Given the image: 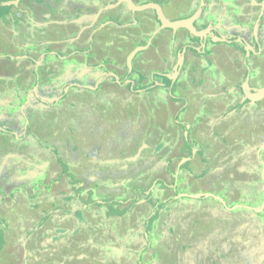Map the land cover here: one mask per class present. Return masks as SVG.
<instances>
[{
    "label": "flooded vegetation",
    "instance_id": "af4514ba",
    "mask_svg": "<svg viewBox=\"0 0 264 264\" xmlns=\"http://www.w3.org/2000/svg\"><path fill=\"white\" fill-rule=\"evenodd\" d=\"M180 1L58 0V3H61V8H64L62 19L58 18L60 25L55 24L59 28L56 29L48 21H41L40 16L36 18L38 25L34 23L31 28L33 44L29 51L24 50L22 57L24 68L33 67L36 69L37 77L45 74L50 77L51 82L56 83L57 78L54 77V74L57 73V70H63V74H66L65 69L69 70L74 65L72 73L76 75V78L72 83L60 89L59 100L62 104H57L45 115L58 117L69 115L71 112L77 113V104L79 103V108L84 106L86 108V113L81 111L80 114L84 116L87 126L90 127L94 123L95 127V123L101 125L98 115L99 105L102 104L101 80L105 76H110V84H107L109 88L123 87L128 92H135L138 90L140 78L144 76L143 71L135 67L137 54L131 58L129 66L126 64L128 55L135 47L124 56L125 70L115 73L109 69L108 64L123 49L122 45L130 47L135 43V39L148 38L150 32L159 31V34L162 31L166 32L161 37V43H158L166 51V54L161 58L157 56L156 60L159 66H163L167 73L169 72V76L164 72H158L157 75L172 84L178 82L177 95L174 96L170 92H166L165 100L171 101L173 98H177L178 103L189 102L195 94V90L192 87H187V84L193 76V71L202 68V66H206L204 68H208L207 70L210 72L212 70L210 68H216L223 60L221 64L224 63V66H228L226 71H229L234 64H239L242 76L239 78L238 84L231 85L233 89H237L239 86L237 91H240L233 97V99H237L234 106L239 104L244 109L245 107L249 110L250 108L255 109V114H258L257 119L249 116L250 118L241 121L242 124L234 121L237 125L232 123L234 125L232 130L237 135L232 140L227 138V143L220 146L213 143L211 146L202 147L200 149L202 153L199 155L195 154L194 147L188 148L190 144L186 141L189 134L190 137L193 136L192 132L195 127L187 133L182 132L180 144L184 145L183 149L188 148L191 154L181 156L180 160L187 159L186 163L193 157L198 159L193 161L194 163L199 161L193 170L192 178L195 184L192 182L191 185L187 184L182 188L197 189L193 193H196L197 198H188L190 201L194 200L187 202L191 208L187 209V222L181 224L179 210L182 205L175 206L174 211L167 210L165 206L171 200L168 199V194L166 192H161L157 196L155 194L156 198L149 213L152 216L151 226L148 231L143 233L142 237L143 247L151 250V248L160 246L164 254L168 255L169 247L173 245V241L184 247L203 237L211 247L214 264H220L222 260L224 264H264V257L261 256L252 255L250 260H246L249 244L254 249L264 245L261 243L264 241V0H189L186 4L180 3ZM128 2L135 6L148 4L158 6L165 19L171 22L191 19L197 14L190 24L194 32L183 27L174 30L162 27L154 8L133 11L129 8ZM88 6L100 7L95 17L99 16L98 19L102 20L95 27L94 34L87 37L84 34L88 28L81 27L77 23L72 24V20L78 15H81L82 19V15L84 16L82 8ZM75 8H79L77 13L74 11ZM170 8L179 9H176V14L172 15L168 12ZM110 9H113V12L109 16ZM23 13L25 14L26 11L23 10ZM167 13H170V17ZM39 14L41 15L40 10ZM121 16L124 17L125 27H121V21H119ZM37 28H42L44 31ZM135 28L140 29L139 37H136ZM35 30L38 31L35 32ZM29 34L24 40L25 44H28ZM146 44L143 46H147ZM101 45L107 47H101ZM154 50L158 53L156 47ZM120 53L124 54L123 51ZM35 55L38 57L37 60L34 59ZM29 59H34V64L30 63ZM43 65H46L45 69H38ZM50 74L52 75L50 76ZM37 81L42 82L39 79ZM46 84L50 85L49 82ZM68 87L76 89L71 96L62 97ZM124 98L130 102L128 106L130 116L145 112L141 105L135 104L133 98ZM147 99L146 102L152 103L150 95L147 96ZM58 106L60 111H57ZM108 110H110L111 116H118V109L110 108ZM219 110L220 108L202 112L198 117L195 116V122L215 123L216 120L210 121L211 118L207 115L217 116ZM246 112L249 113V111ZM32 116H38V112H33ZM109 123L110 121L107 124ZM184 124L186 128V123ZM222 125L224 122H220L218 125L219 130H222ZM189 126L191 127L190 124ZM226 128L224 127L223 130ZM226 130L227 136H229L230 132L228 129ZM244 130L249 131L247 136L256 135L254 141L257 147L247 145L250 140L248 137H242ZM211 131L213 136L211 139L221 138L215 128ZM63 140L61 139V141ZM195 141L199 145L196 139ZM60 147L63 148L61 145ZM203 155L210 160L211 164L208 166H205L203 162ZM206 167H211V170L205 175L203 168ZM155 213L164 217L159 226L158 218H153L157 216ZM176 224L178 228L175 236L172 237L164 228L173 227ZM181 251H183L182 248ZM215 252L217 253L215 254ZM200 262L196 264H204Z\"/></svg>",
    "mask_w": 264,
    "mask_h": 264
},
{
    "label": "rangeland",
    "instance_id": "374dc122",
    "mask_svg": "<svg viewBox=\"0 0 264 264\" xmlns=\"http://www.w3.org/2000/svg\"><path fill=\"white\" fill-rule=\"evenodd\" d=\"M3 1L0 0V2ZM25 2V6L33 13H29L30 15H28L27 12L26 16L30 29L34 23L38 25L36 18L39 16L41 21H48L56 29L59 28L56 25H60L58 18L62 19V10L64 8H61V3H58V0H38L37 2L36 0H26ZM188 2L189 0L180 1V3L185 4ZM36 8L40 10L41 15ZM179 8L182 9V7ZM179 8H170L168 12L172 15L176 14V9ZM99 9L100 7L97 6L82 8L84 16L82 15V19L80 18L81 15L76 16L72 20V24L77 23L81 27H87L88 30L85 32V36L93 35L96 30L95 27L102 20L98 19L99 16L95 17ZM74 11L77 13L79 8H75ZM112 12L113 9H110L108 15H112ZM170 13H167L169 17ZM0 14L4 17L9 16L12 14V10L0 8ZM108 15L106 16L108 17ZM123 18L121 16L119 19L121 27H125ZM37 29L44 31L42 28ZM30 31L31 34H29L30 36L27 40L28 44L25 47L27 48L26 51H29L33 44V31ZM134 32L136 33V37L141 35L140 30L137 28H135ZM137 40L141 41L140 38H137ZM16 41L9 40L0 35V71H2L0 72V208L6 207L10 202V200H5L4 203L3 198L9 197L11 199L17 196L18 200L23 203L20 206L32 212L36 211L37 218L40 216L41 219L37 220L41 222L39 223V226H41L39 230L41 242L47 243L48 241H52L56 245L63 244V241H70L69 238L64 237L66 236L65 234L63 235L65 227H70L71 230L81 232L82 222L87 219V223L90 226V236L86 237L84 235L86 238L84 242L83 238H80L78 241V237L74 234L77 232L68 233V235L73 243V255L78 256V252H82L84 253V257H80V259L89 260L88 263L91 264H99L100 262V264H196L201 260L200 263L214 264L211 247H209L203 237L184 247H181L180 243L173 241V245L169 247L168 255L164 254L160 246L151 248V250L143 247L144 240L142 238L143 233L150 228L148 224L145 225V221L150 213V207L153 206V201L156 198L155 194L157 196L162 191L168 194V199H171L169 204L165 206V209L174 211L175 206L182 205L179 210V215L182 219L181 224L187 222V209L191 208L187 204L190 201L188 198H197L196 193L193 194L197 189L192 187L183 189L182 187L186 186L187 180L191 182L194 180L192 178L193 170L199 161L194 163L198 159L192 157L188 163H180V158L185 155L189 156L191 154L189 150L191 147H194L195 154L199 155L202 153L200 149L208 145L206 143L196 144L195 139L198 141L199 137H196L193 132V136L190 137L189 134L186 139L188 144H190L188 146L189 149H179L177 143L182 142V132L184 129L183 127L178 128L179 125L173 123V126L176 128L173 127V135L170 136V139L168 138V142L172 140L168 144V148H162L163 146L159 144L161 142L157 139L158 137L152 136V140L149 138L146 140L142 139L143 141L138 139L135 147L130 149L126 145L129 143L126 142V137L120 136V133H118V131H123L119 128L121 121L118 120L115 124L111 122L112 118L111 114H109L110 110L108 109H110V106L108 104L99 105L105 108L107 112L103 113L104 122L101 120V125L95 123L94 127L93 123L88 127V133L92 135V139L89 138V141L86 140L84 134L78 138L73 137L70 140L67 137L68 132L74 135L77 129L84 127L83 123L86 125L85 120L82 118L84 116L80 114L82 110L79 108V103L77 104L79 114H77L78 112L66 114L65 116L73 117L69 121L67 119H60L62 125L57 126L60 129V136L58 137L59 139L55 138L52 135V132L55 131L53 126H49L46 123L38 127L40 123L38 117H33L32 113H46L53 110L58 103L62 104L59 100L61 97L59 94L60 89H62L61 85L65 84L66 86L72 83L76 75L72 73L70 77H67L66 74H63V70H57V73L54 74V77L57 78L56 83L51 82L49 78V83L52 87L49 90L52 93L50 97H47L44 94V90H48L44 88L46 85L48 86L47 82L44 81V79L48 78L47 75L42 74L40 77H37L36 69L30 66L22 69L19 74L11 70L12 66L10 62L12 54L15 53L8 54V49L18 51ZM101 47L107 46L101 45ZM121 47L123 49L108 64L109 69L115 73H120V70L126 69L124 56L129 52L131 46L122 45ZM122 51L124 52L123 55L120 53ZM34 59H38L37 55L34 56ZM34 59H29L30 63L34 64ZM126 64L129 66L128 62ZM160 67H162L163 71L165 70L163 66ZM45 68L46 65H43L38 69ZM13 75L14 77H12ZM12 79L14 80L12 81ZM38 79L42 80V82L37 81ZM110 80V76H105L101 80V96L104 95V90L106 92L107 89H112L107 85L110 84ZM157 83V86L160 87V83L164 82L158 80ZM177 87L178 84L173 86L175 93L172 95L174 96L177 95ZM74 91V87H68L62 97L71 96ZM45 97L50 101H46ZM173 99L171 100L172 103L178 104V99ZM26 101H28L25 108L28 119L21 117L20 113L18 114L20 106ZM57 111H60L59 106ZM175 111L169 112V118H173ZM26 120L28 121L27 123H25ZM108 121H110L109 124H107ZM23 125L28 130L25 136H21ZM122 125H124V122H122ZM73 127L76 129L72 130ZM30 128H33V130H30ZM248 132L244 130L242 137H248L250 140L248 144L252 145V147H257L254 141L256 135L247 136ZM114 138L120 139L123 142L121 143V147H124L126 150L115 151L112 148L106 149L109 143H117L114 142ZM61 139L64 140L61 141ZM88 143L90 145L92 143L98 144L94 145L97 149H100L101 146L105 149L96 151L91 149L89 145L87 147ZM142 144L147 147H142ZM138 149H141L138 160L122 162L125 158L132 157ZM202 157H204L203 162L205 166L211 164L205 155ZM199 160L202 161L200 158ZM125 164L127 165L126 168L122 166ZM120 166L122 167L119 168ZM203 170L206 175L211 170V167L203 168ZM196 173L195 171V175ZM188 185L191 184L188 183ZM131 192L138 196L132 197ZM174 196L176 197L173 199L172 197ZM17 198L11 199V203L15 204ZM193 200L190 202H193ZM156 215L157 213H155ZM153 218H158V226L161 223V219H164L160 214ZM25 226L23 227V232L21 231V236L18 237L19 239L24 238V241L29 238ZM54 227L57 229V234L52 230ZM177 228L176 224L173 227L167 226L164 230H167L170 236L173 237L176 234ZM30 233L32 236V231ZM59 233L62 235H58ZM128 234L130 235L129 237H127ZM261 243L264 244V241ZM248 246L246 260H250L252 255L264 257V245L255 249L251 244ZM42 247L40 248L42 255L46 254V252L52 253L55 248ZM181 248L183 251H181ZM54 257H56L55 254L53 259ZM5 263V261L1 262V264ZM220 264H224V261H220Z\"/></svg>",
    "mask_w": 264,
    "mask_h": 264
},
{
    "label": "crops",
    "instance_id": "0c3cea01",
    "mask_svg": "<svg viewBox=\"0 0 264 264\" xmlns=\"http://www.w3.org/2000/svg\"><path fill=\"white\" fill-rule=\"evenodd\" d=\"M13 1H16V3L14 5L10 4ZM25 1L26 0H4L3 2H0L1 9L3 8V9L12 10V14L9 16L4 17L1 16L0 14V35L12 41L17 40L16 44L19 50L16 51V50L8 49V54H12V53L16 54V55L12 54L13 56L11 58L10 65L12 66L11 70L15 71V73L18 74L19 72L22 71V69H24V63L22 61V57L24 54L23 53L24 50L27 49L25 48L27 44L24 43V40L26 39L27 35L31 32L30 31L31 29L28 27L29 22H27L28 19L26 18V16L28 10L30 13L32 12L27 7H24L26 4ZM23 10L26 11L25 14L23 13ZM28 15L30 14L28 13ZM163 33L166 32L162 31L160 32V34L159 31L150 32L148 38H143L141 39V41L135 39L134 40L135 43L131 45L130 49L134 47L135 48L145 47L140 52H137L136 53L137 55L135 54L137 56L135 67L138 70H142L144 75L143 78H140L139 80L140 84L137 87V89L138 90L140 89V91L136 90L135 92H128V90H126L123 87L119 88L115 86L112 89H107L106 92L104 90L103 91L104 95L101 96L102 104H108L110 108H115L119 110L118 116L113 115L111 116L112 119L111 118L110 119L113 122V124L117 123L118 120L121 121L120 127L117 125L115 126L123 130L122 132L118 131V133H120V136L126 137V142H129L126 145L130 149H133L135 147L138 139H141V141H143L142 139L146 140L147 138L152 140V136L158 137L157 139H159V141L161 142L159 144L163 146L162 148H168L169 146L168 144L172 142V140L168 142V138L170 139L171 138L170 136L173 135L172 130H174L173 127H175L173 126V123L178 124L179 125L178 128L183 127L184 129L183 131L186 133L191 128L195 127V130L193 132L196 135V137L197 136L199 137L200 139V140L198 139L199 144L206 143L208 146H211L213 145V143H215L220 146L224 143H227L226 140L227 138H231L232 140L237 135L236 132L232 130L234 127L233 124H235L234 121L238 122V124H242L241 121H245L246 119L250 118L249 116H253V118L257 119L258 114H255V109L250 108L249 110L246 107L244 109L239 104L234 106V102H236L237 99L236 98L233 99V97L236 94H239L240 91L239 92L237 91V89L239 90L238 88L239 86L237 87V89H233L231 88V85L233 83L238 84V80L242 76V70H240L239 64H234L233 68H230L229 71H226V68L228 66L227 67L224 66V63L223 65L221 64L223 60L220 62L218 66H216V68H210L212 69L210 72H208L207 70L208 68H204L206 66H202V68L193 71L194 72L193 76H191V80L188 82L187 87H192L195 90V94L192 96L189 102H186V104L183 103L174 104L169 100H165L166 92H170L171 94L175 93L173 86L178 84V82L176 81L175 83L172 84L167 79L165 78L161 79V77L157 75L158 72L167 73V70L165 69L163 71V69L159 66V63L156 60L157 56L161 58L164 57L165 55V51L163 50V47L159 46V44L161 43L160 41H161V37L163 36ZM153 36H155V38H153ZM145 44L147 46H143ZM154 47L157 48L158 53L154 50ZM69 70L65 69V72H67L66 73L67 77H70V75L74 71V65ZM167 76H169V72L167 73ZM12 77H14V75ZM49 78L44 79V81L49 82ZM13 80L14 79H12V81ZM158 80L164 82V83H160V87L157 86ZM1 84L3 83L1 82ZM64 86L65 84L61 85V88H63ZM50 87H51L50 85L48 86L46 85L44 87L45 89H48V90H44V94H46L47 97H50L52 93V91L49 90ZM149 95L151 96L152 103L146 102L148 100L147 96ZM124 97L133 98L135 104L137 106L141 105L145 109V112H141L140 115L135 114L134 116H130V113L128 112V106L130 105V102L127 100V98L125 99ZM45 100L50 101L46 97ZM27 104L28 101H26L23 105L20 106V112L18 110V114L20 113L21 117H24L26 119H28V117H26V110H25ZM219 108L220 110L218 111L219 114L217 116H213L211 114L207 115L209 118H211L210 121H213V119H215L216 120L215 123L213 122L211 124L210 123L201 124V122L199 123L195 122L196 121L195 116L198 117L199 115H201L202 112L205 113L208 112L210 109L216 110ZM80 109L86 113L85 106ZM99 109L100 110L98 115L102 120V122H104V118L102 116L104 112H107V110L100 106ZM175 109L178 112H176ZM245 110L249 111V113H247ZM171 111H175L174 115L176 117L173 115L174 120L173 118H169V112ZM179 111L181 112L180 114ZM43 113L42 114L38 113L37 117L40 122L38 127H41V125L43 126L46 123L49 126L52 125L53 128L55 129V131L52 132V135L55 138H58L60 136L59 133L60 129L57 128L58 125H62V121L60 119H67L69 121L73 118L69 116L54 117L52 115L51 116L45 115V113L44 114ZM82 118L85 120L84 117ZM27 122L28 121L26 120L25 123ZM122 122H124V125H122ZM220 122L221 123L224 122V125L221 126L222 130L218 129L219 128L218 125L220 124ZM184 123H186V128L184 127L185 125ZM85 124L86 125H84V123L82 124L84 126L82 129L81 128L77 129L78 133L77 131H75L77 134L75 133L73 135L72 133L68 132L67 133V137L69 138L68 140L73 139V137L78 138L82 136V134H84L86 140H88L89 138L92 139V135L88 133L89 129L87 123ZM189 124L191 125V127L189 126ZM24 125L21 128V133H22L21 136H25L26 132L28 131L26 130L27 128H25ZM224 127H227L226 129L229 130L230 132L229 136H227L228 133L227 130L226 129L223 130ZM214 128L220 134L221 136L220 139H214V140L211 139L213 137L211 130ZM74 129L76 128L73 127L72 130ZM30 130H33V128H30ZM114 140H115L114 142L117 143H113V144L109 143L106 149L112 148L115 151L126 150L124 147H121V143L123 142L120 139L114 138ZM131 141L133 142L131 143ZM243 141L245 142V139H243ZM88 145L91 149H94L96 151H102L105 149L102 146L100 149L94 147V145H98V144L92 143L90 145V143H88L87 147ZM177 146L179 149L184 148V145L180 144L179 142L177 143ZM142 147H147V146L142 144ZM140 153H141V149H138L132 157L125 158L122 162L136 161L138 160ZM185 161H180V163H184ZM112 162L119 163L117 161H112ZM186 163H188V161ZM122 166L124 168L127 167L126 164ZM122 166H120L119 168H121ZM192 182L193 184H195L194 180ZM192 182L187 180L185 185ZM146 194L148 193L146 192ZM131 195L132 197L138 196L137 194H133V192H131ZM16 198L17 196L11 199H16ZM11 199L9 197L3 198L4 203L5 200H10V202L6 207L0 208V264L2 261L3 262L5 261L6 262L5 264H91L88 263L89 260L85 261L83 259H80V257H84V253L78 252L77 254L78 256L73 255L74 253L73 251L74 249H72L73 243L70 236L68 235V233L77 232L74 234L76 237H78V241L80 240V238H83V242H84L86 240L85 236L86 237L90 236V231H89L90 226L87 223V219H85L82 222L81 225L82 229H80L81 232H79L78 230L77 231L71 230L70 227H65V229H63L64 231L63 235L64 234L66 235L64 237L67 239L69 238L70 241H63L62 242L63 244H58V245H56L55 242L52 243V241H48L47 243L41 242L42 240L41 234H39V230L41 229L39 223L41 222L38 221L41 219L40 216L39 218H37L36 211L32 212L20 206V204L23 203L22 201H19L18 198L15 204L11 203ZM151 221H152V216L148 215L145 221V225L148 224V226H151ZM32 222L35 224L34 227H33L34 224L32 225ZM24 226L28 232V237H29L26 241H24V238H20V239L18 238L19 236H21V231L23 230ZM52 230L54 231L55 234L58 233L55 227ZM31 231L33 234L32 236L30 233ZM58 235H62V234L59 233ZM129 236L130 235L128 234L127 237ZM62 240H66V239H62ZM47 246L55 247L53 249L54 253L52 252L49 254L48 252H46V254L42 255L40 248L41 247L47 248ZM54 254L56 255V257H54L53 259Z\"/></svg>",
    "mask_w": 264,
    "mask_h": 264
},
{
    "label": "water",
    "instance_id": "95a60500",
    "mask_svg": "<svg viewBox=\"0 0 264 264\" xmlns=\"http://www.w3.org/2000/svg\"><path fill=\"white\" fill-rule=\"evenodd\" d=\"M16 1H13L10 4H15ZM128 6L131 10L133 11H140V10H144V9H148V8H154L157 12V16H158V21L161 24L162 27L165 28H171V29H176V28H186L188 29L190 32H194V29L192 26H190L191 21H193L194 17L197 15H195L194 17H192L191 19H186V20H180V21H176V22H171L168 21L167 19H165V17L162 15L160 8L158 6L152 5V4H148V5H144V6H135L134 4H132L131 2H128ZM198 13V12H197ZM143 48L145 47H137L135 48L127 57V62L129 63L131 58L137 53L140 52L141 50H143ZM176 69V68H174Z\"/></svg>",
    "mask_w": 264,
    "mask_h": 264
}]
</instances>
